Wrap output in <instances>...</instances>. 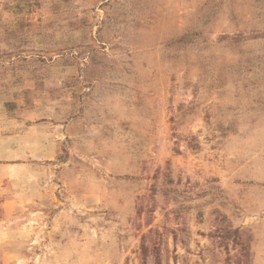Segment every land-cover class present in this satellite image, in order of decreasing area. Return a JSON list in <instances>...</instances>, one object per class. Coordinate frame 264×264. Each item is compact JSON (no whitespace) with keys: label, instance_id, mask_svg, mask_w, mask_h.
<instances>
[{"label":"rangeland","instance_id":"obj_1","mask_svg":"<svg viewBox=\"0 0 264 264\" xmlns=\"http://www.w3.org/2000/svg\"><path fill=\"white\" fill-rule=\"evenodd\" d=\"M1 228L0 264H264V0H0Z\"/></svg>","mask_w":264,"mask_h":264},{"label":"crops","instance_id":"obj_2","mask_svg":"<svg viewBox=\"0 0 264 264\" xmlns=\"http://www.w3.org/2000/svg\"><path fill=\"white\" fill-rule=\"evenodd\" d=\"M7 234H8V231H6L5 229H2V228H1V230H0V238H1V239H0V242H1L2 240L5 239L4 237H5ZM0 245H1L0 247H1L2 251H3V252H6V250H4L5 247L3 246V243L0 244Z\"/></svg>","mask_w":264,"mask_h":264}]
</instances>
